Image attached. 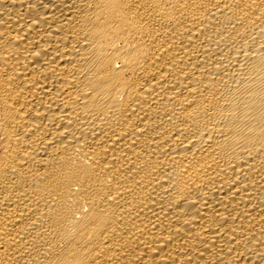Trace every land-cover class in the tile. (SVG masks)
Returning a JSON list of instances; mask_svg holds the SVG:
<instances>
[{"label":"bare ground","instance_id":"obj_1","mask_svg":"<svg viewBox=\"0 0 264 264\" xmlns=\"http://www.w3.org/2000/svg\"><path fill=\"white\" fill-rule=\"evenodd\" d=\"M0 264H264V0H0Z\"/></svg>","mask_w":264,"mask_h":264}]
</instances>
